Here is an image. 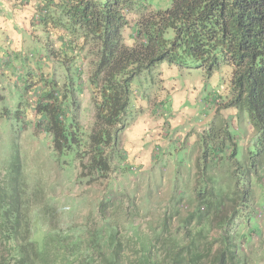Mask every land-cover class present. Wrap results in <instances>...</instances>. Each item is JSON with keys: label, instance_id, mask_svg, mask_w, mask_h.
<instances>
[{"label": "trees", "instance_id": "1", "mask_svg": "<svg viewBox=\"0 0 264 264\" xmlns=\"http://www.w3.org/2000/svg\"><path fill=\"white\" fill-rule=\"evenodd\" d=\"M20 5L34 8L30 33L22 39L28 42L5 54L16 62L4 67L24 72L21 107L31 110L37 96L35 111L55 152L82 160L89 152L83 165L90 171L87 177L102 179L109 172L125 129L132 81L161 62L199 68L207 76L222 73L232 94L227 107L250 116L254 151L242 166L233 160L234 145L230 182L217 186L213 181L210 188L197 182L196 206L176 231L169 230L167 218L154 234L136 238V245L107 219L93 229L46 228L34 211L43 192L36 188L29 195L17 156L8 188L0 189V264H253L245 246L261 232L253 185L264 181V0H172L171 8L161 12L149 11L146 0H21ZM133 13L140 18L134 25L136 41L131 36L135 43L129 46L123 32L130 29ZM87 60L96 113L86 139L69 112L76 107ZM33 216L40 223L37 232ZM35 232L41 233L39 241ZM133 246L139 248L135 261L127 253Z\"/></svg>", "mask_w": 264, "mask_h": 264}, {"label": "rangeland", "instance_id": "2", "mask_svg": "<svg viewBox=\"0 0 264 264\" xmlns=\"http://www.w3.org/2000/svg\"><path fill=\"white\" fill-rule=\"evenodd\" d=\"M20 1L9 0V4L8 0L2 1L0 17L4 23H8L10 11L16 16L14 6H19ZM146 3L149 11L161 12L171 8L172 0H146ZM16 11L18 19L10 20L18 21L20 33L12 29L13 36L7 40L20 48L27 41L22 40L23 34L31 28L34 8L20 5ZM139 18L133 13L129 18L130 29L123 32L129 46L136 41L134 25ZM4 36L0 31V40ZM2 48L0 45V189L8 188L10 167L19 156L29 195L36 188L43 192L44 196L39 194L34 202V211L46 228L53 225L62 229L74 226L93 229L107 219L131 245H136V238L154 234L167 218L169 230L175 232L196 206L197 182L209 188L213 181L217 186L228 184L227 173L234 170V161L244 166L248 153L254 151L250 116L238 107H227L232 94L222 73L207 76L199 68L161 62L132 81L125 129L111 158L109 172L102 179L96 175L87 177L90 171L83 165L89 163V152L83 160L72 153L55 152L52 137L35 111L37 96L31 110L21 107L27 79L21 68L15 72L4 70L6 64L16 61L14 56L9 61ZM89 62L82 67L83 81L74 96L76 107L67 111L69 117H76L86 139L95 126L96 113L87 82ZM56 72L60 77L64 75L62 69ZM234 145L237 154L233 161L230 158ZM106 153H112L110 148ZM260 183L254 182L253 197L260 206L255 218L261 232L252 235L245 246L253 264H264V181ZM33 217L37 232L40 223ZM36 232L34 239L39 241L41 233ZM138 249L133 246L128 250L131 261H135Z\"/></svg>", "mask_w": 264, "mask_h": 264}, {"label": "crops", "instance_id": "3", "mask_svg": "<svg viewBox=\"0 0 264 264\" xmlns=\"http://www.w3.org/2000/svg\"><path fill=\"white\" fill-rule=\"evenodd\" d=\"M2 1L3 0H0V12H1V9H3V3H2ZM6 1V0H5ZM8 4H9V0H8ZM18 13V11H15V13ZM17 13H16V16H14V12L13 11H10V13L8 14L9 16H10V19L12 18V17H14L16 20L18 19V15H17ZM10 19H8V23L6 24V23H4V20L0 17V31H2L4 34H5V39L3 38V39H1L0 40V45H2V49H1V51L2 52H4V53H2V54H6L7 52H11V51H16V50H18V48H16V47H14L13 46V44H9L8 43V40L7 39H9V37H12L13 35L10 33V32H12V29H14L15 31H17V32H19L20 33V29L18 28V24H17V22L18 21H16V23H13V21L12 20H10ZM11 28V29H10ZM9 33L11 34V36L9 35ZM18 33V34H19ZM2 41H3V44H2ZM20 50V49H19ZM1 54V55H2ZM15 55V54H14ZM16 56V55H15ZM17 69V68H16ZM16 69H14V72L16 71ZM4 70H7V69H4ZM10 70H8V72H9Z\"/></svg>", "mask_w": 264, "mask_h": 264}]
</instances>
